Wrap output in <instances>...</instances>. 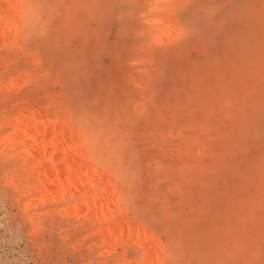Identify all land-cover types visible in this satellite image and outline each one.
I'll list each match as a JSON object with an SVG mask.
<instances>
[{"label":"rangeland","instance_id":"374dc122","mask_svg":"<svg viewBox=\"0 0 264 264\" xmlns=\"http://www.w3.org/2000/svg\"><path fill=\"white\" fill-rule=\"evenodd\" d=\"M33 2L0 33V264H264V0ZM33 115L90 168L53 185Z\"/></svg>","mask_w":264,"mask_h":264},{"label":"bare ground","instance_id":"6f19581e","mask_svg":"<svg viewBox=\"0 0 264 264\" xmlns=\"http://www.w3.org/2000/svg\"><path fill=\"white\" fill-rule=\"evenodd\" d=\"M5 28L3 25H0V33ZM15 122L17 141H22L24 134L33 133L28 154H44L46 156L43 172L53 177L51 180L53 185L72 180L74 175L79 173L84 166L90 168L85 164H75V160L70 155L67 144L58 141L54 136H46L48 128L41 127V120L38 115H33L32 117L22 116L17 118ZM22 144H24V141H22ZM75 154L79 156L80 152L76 151ZM52 169H55L57 172H52ZM92 204L94 207H98L101 205V202L97 200Z\"/></svg>","mask_w":264,"mask_h":264},{"label":"clouds","instance_id":"9594fccd","mask_svg":"<svg viewBox=\"0 0 264 264\" xmlns=\"http://www.w3.org/2000/svg\"><path fill=\"white\" fill-rule=\"evenodd\" d=\"M40 13L41 7L33 0H7L6 7L0 10V25H33L38 22Z\"/></svg>","mask_w":264,"mask_h":264}]
</instances>
